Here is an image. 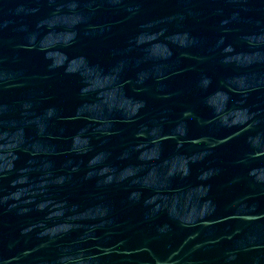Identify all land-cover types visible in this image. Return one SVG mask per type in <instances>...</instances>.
<instances>
[{
    "label": "water",
    "instance_id": "obj_1",
    "mask_svg": "<svg viewBox=\"0 0 264 264\" xmlns=\"http://www.w3.org/2000/svg\"><path fill=\"white\" fill-rule=\"evenodd\" d=\"M0 264H264V0H0Z\"/></svg>",
    "mask_w": 264,
    "mask_h": 264
}]
</instances>
